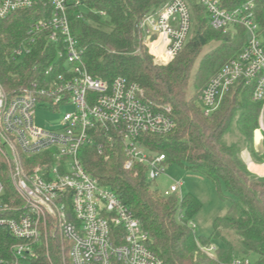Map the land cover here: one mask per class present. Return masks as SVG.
Instances as JSON below:
<instances>
[{"label": "built area", "instance_id": "obj_1", "mask_svg": "<svg viewBox=\"0 0 264 264\" xmlns=\"http://www.w3.org/2000/svg\"><path fill=\"white\" fill-rule=\"evenodd\" d=\"M36 1H44L43 7L48 6L50 13L30 25L10 55L20 61L44 39L54 45L56 60L43 79L31 81L13 96L0 85V155L22 203L15 206L3 202L0 181V215H10L0 217V227L14 241L9 258H0V264L32 261L40 245L56 234L64 245L62 250L66 248L62 264H163L147 248L148 237L139 221L109 188L83 169L78 153L91 144L90 130L102 131L109 142L113 134L124 146V169L140 164L146 167V179L155 181L164 173L165 158L139 146L138 138L173 130L170 108L150 106L140 87L123 77L107 83L86 72L67 18L69 6L86 14L85 0H0V20L31 9ZM193 1L206 12L211 29L233 35L239 26L246 33L242 50L203 89V115L214 113L229 88L242 81L252 89L251 100L261 104L258 129L253 133L254 144L259 146L264 140V43L254 17L256 0H246L233 11L222 9L219 0ZM138 28L155 63L168 65L191 35L189 0H165L159 9L141 19ZM66 107L69 110L54 128L36 124L37 111L54 113ZM181 186L176 182L161 196L180 198ZM199 250L213 258L216 246H200ZM229 264L250 262L233 254Z\"/></svg>", "mask_w": 264, "mask_h": 264}, {"label": "trees", "instance_id": "obj_2", "mask_svg": "<svg viewBox=\"0 0 264 264\" xmlns=\"http://www.w3.org/2000/svg\"><path fill=\"white\" fill-rule=\"evenodd\" d=\"M43 2L36 1L31 9L0 20V85L9 96L33 80L43 79L46 69L56 60L54 45L44 39L20 61L10 55L30 25L49 15L50 9L43 7ZM245 2L219 0L220 7L227 11L240 8ZM164 3L165 0H85L86 14L68 7L70 32L81 49V65L92 78L110 83L115 77H123L140 87L150 106L170 108L175 128L163 135L143 134L138 145L163 155L165 166L185 165L214 185H222L227 193L224 200L230 204L226 215L213 221L208 237H196L191 225L201 208L198 199L192 195L182 199L159 195L152 187L154 181L146 179V167L140 164L125 170L124 146L113 134L109 142L102 131L90 130L91 144L81 148L78 157L83 169L101 186L109 188L139 221L148 237L147 248L163 264H229L236 252L245 258L255 254V264H264V177L251 173L240 156L242 144L256 163H264V140L259 153L252 146L261 104L251 100L252 89L242 81L229 88L218 109L209 116L203 115L200 101L208 82L242 50L246 33L239 26L233 35L211 29L204 9L189 0L190 38L168 65L159 66L143 44L138 25ZM254 17L264 28V0L255 1ZM212 43L217 45L204 52ZM190 79L193 91L187 96ZM232 130L238 132V143L225 140ZM0 181L4 186L3 202L22 206L1 155ZM223 230L236 235L237 245L227 240ZM213 241L221 248H216L214 257L209 258L199 247ZM12 243L7 230L0 227V258H9ZM62 249L64 245L57 234L49 236L46 245H40L37 256L28 263L62 264L66 248Z\"/></svg>", "mask_w": 264, "mask_h": 264}, {"label": "rangeland", "instance_id": "obj_3", "mask_svg": "<svg viewBox=\"0 0 264 264\" xmlns=\"http://www.w3.org/2000/svg\"><path fill=\"white\" fill-rule=\"evenodd\" d=\"M193 1V0H192ZM194 2V1H193ZM258 32L260 36V41L264 43V28L258 27ZM217 44L212 43L204 49V52L208 51L211 48H214ZM153 62L154 58H153ZM156 64V63H155ZM160 66V65H159ZM192 79H190L188 88H187V96L192 94ZM69 110V108H61L57 112H42L37 111L36 113V124L38 126L54 128L58 122L61 120L62 116ZM238 132L232 130V133L225 137L227 143H238L241 141L238 139ZM240 144V143H239ZM255 146L254 139L252 140V146L254 151L260 152V147ZM241 147V158L246 163L247 169L250 171L251 167H249L252 163L256 162L251 158L248 151L245 149L244 145H240ZM258 165V163H257ZM250 168V169H249ZM251 172V171H250ZM252 173V172H251ZM254 174V173H253ZM256 175V174H255ZM258 176V175H256ZM176 182H181L182 186L180 188L179 196L180 198H184L187 195H192L201 204V208L196 216L193 218L192 222L195 225L194 234L196 237H208L212 232V224L216 218L223 217L226 215L229 209V202L224 200V197L227 196V193L223 186H216L211 181H208L203 176L187 169L185 165L171 164L165 166L164 173L160 175L152 184L153 189L157 190L159 195L163 194L165 191H168L169 188L174 185ZM224 236L227 238L229 242L233 245H237V237L233 232H226L223 230L222 232ZM59 237V235H57ZM60 239V237H59ZM61 241V239H60ZM47 241L45 242V244ZM62 243V241H61ZM216 248H221V244L217 241L212 242ZM236 252V251H235ZM237 253V252H236ZM235 253V254H236ZM237 255V254H236ZM240 256V255H238ZM250 264H255L257 261V256L255 254H251L247 258ZM29 264V263H22Z\"/></svg>", "mask_w": 264, "mask_h": 264}, {"label": "crops", "instance_id": "obj_4", "mask_svg": "<svg viewBox=\"0 0 264 264\" xmlns=\"http://www.w3.org/2000/svg\"><path fill=\"white\" fill-rule=\"evenodd\" d=\"M250 166L251 169L250 168L249 169L252 173L258 175L259 177H264V163L258 165L257 163L256 164L252 163Z\"/></svg>", "mask_w": 264, "mask_h": 264}, {"label": "bare ground", "instance_id": "obj_5", "mask_svg": "<svg viewBox=\"0 0 264 264\" xmlns=\"http://www.w3.org/2000/svg\"><path fill=\"white\" fill-rule=\"evenodd\" d=\"M162 59V58H161ZM258 137H259V134H258V132L256 133V139H258ZM251 167V166H250Z\"/></svg>", "mask_w": 264, "mask_h": 264}]
</instances>
